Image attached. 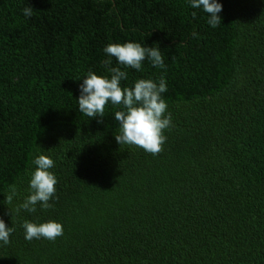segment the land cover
I'll use <instances>...</instances> for the list:
<instances>
[{
    "label": "trees",
    "instance_id": "obj_1",
    "mask_svg": "<svg viewBox=\"0 0 264 264\" xmlns=\"http://www.w3.org/2000/svg\"><path fill=\"white\" fill-rule=\"evenodd\" d=\"M217 2L212 27L190 0H0V219L15 229L0 264H264V0ZM126 42L166 67L104 52ZM116 67L122 87L166 82L157 155L117 143L119 106L79 111L87 74ZM41 154L56 192L29 212ZM26 220L63 235L28 241Z\"/></svg>",
    "mask_w": 264,
    "mask_h": 264
},
{
    "label": "clouds",
    "instance_id": "obj_2",
    "mask_svg": "<svg viewBox=\"0 0 264 264\" xmlns=\"http://www.w3.org/2000/svg\"><path fill=\"white\" fill-rule=\"evenodd\" d=\"M190 6L194 9L202 8L208 14L207 22L212 27L221 23L219 13L222 11V4L217 0H190ZM32 11V7H27L23 9V14L31 17ZM104 52L114 57L124 68L140 71L145 59L154 67H166L159 48L144 47L137 42L110 43L104 48ZM104 63L110 65L112 61L106 60ZM109 71L110 78L89 72L83 79L78 99L79 111L89 118L103 117L109 102L113 106H119V110L114 113L115 120L119 122V134L115 135L117 143L137 146L152 155L161 153L166 141L164 130L171 124L170 113L165 115L167 104L161 97L167 91L164 78L161 77L158 83L152 79H138L133 87H122L121 81L128 78L127 72L120 67L110 68ZM34 164L36 167L29 185L31 194L20 205L29 212H35L37 204L44 209L51 208L53 205L49 201L55 195L57 184L55 175L49 171L54 167V161L49 156H37ZM13 195L7 197L9 203ZM22 227L28 241L41 238L55 241L63 235L62 224L55 221L37 224L26 220ZM14 230L0 219V241L4 245L10 243V235Z\"/></svg>",
    "mask_w": 264,
    "mask_h": 264
}]
</instances>
